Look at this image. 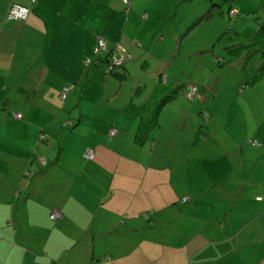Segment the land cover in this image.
<instances>
[{
  "label": "crops",
  "instance_id": "1",
  "mask_svg": "<svg viewBox=\"0 0 264 264\" xmlns=\"http://www.w3.org/2000/svg\"><path fill=\"white\" fill-rule=\"evenodd\" d=\"M180 1L0 0V264H264V174L252 193L216 187L212 206L201 197L211 186L185 188L190 179H173L162 162L180 147L204 159L243 155L246 138L220 134L208 145L210 131L179 128L180 113L164 111L180 92L159 105L163 94L150 113L142 87L123 94L128 67L106 75L94 55L103 39L128 60L132 26L170 17ZM11 3L27 7V18L5 20ZM250 86L264 94V74ZM158 105L139 142L140 122ZM252 137L264 162V133ZM196 155L182 158L191 164Z\"/></svg>",
  "mask_w": 264,
  "mask_h": 264
},
{
  "label": "rangeland",
  "instance_id": "2",
  "mask_svg": "<svg viewBox=\"0 0 264 264\" xmlns=\"http://www.w3.org/2000/svg\"><path fill=\"white\" fill-rule=\"evenodd\" d=\"M230 9L236 13L230 15ZM170 14L157 23L132 26L134 50L131 59L124 61L129 74L123 79V94L129 87H142L137 97L146 100L151 113L163 94L179 86L180 95L174 107L164 108L172 114L180 113L179 128L185 123V130L193 127L196 131L201 127L210 131L208 145L214 146L220 134H226L238 142L246 138L250 147H245L243 155L216 153L212 159L201 158L199 148L197 151L191 150L192 147H180L173 152L165 150L162 162L170 164L173 179H190L186 180L185 188L192 184L211 186L201 197L208 199L203 201L212 206L216 201L209 198H213L211 194L216 187L240 184L238 190L252 193V188L258 184L257 178L264 174V162L258 158V150L250 149L259 148L250 143V140L259 142L253 134L264 133V122L260 121L264 118V94L261 91L258 96L257 90L246 84L264 50V33L261 32L264 0H181L173 5ZM121 67L117 71H121ZM114 81L118 87L121 81ZM158 88L163 90L156 91ZM184 153L198 156L189 164L182 158ZM234 169L243 170L232 173ZM218 176L222 178L209 179ZM181 202L187 205L188 196L182 197ZM13 217L8 219L14 221ZM10 230H14L10 241L15 244V225Z\"/></svg>",
  "mask_w": 264,
  "mask_h": 264
},
{
  "label": "built area",
  "instance_id": "3",
  "mask_svg": "<svg viewBox=\"0 0 264 264\" xmlns=\"http://www.w3.org/2000/svg\"><path fill=\"white\" fill-rule=\"evenodd\" d=\"M31 2H35L36 0H30ZM127 5H129V2L126 1ZM236 11L234 9H230L229 14L234 15ZM29 14V9L25 6H21L16 3H11L8 7V10L6 12L5 20H16V19H26ZM94 55L99 56L100 58H103L105 63V73L106 74H113L118 67H121L124 64L125 59L122 57L112 54L107 50V47L105 45V41L103 39H99L96 43V46L94 48ZM91 62V59L85 60V65L89 64ZM73 88L72 84H69L67 86H64L60 91V99H65L66 95L70 92V90ZM192 95V93H190ZM14 116L16 118H20L19 113H14ZM44 138L42 134H39V141H41ZM253 145H256L257 143L255 141L252 142ZM84 157L86 159H94L95 153L92 148H86L84 153ZM259 199L264 200V196L259 197ZM59 217H61L60 213L58 212H52L50 214L51 220H56Z\"/></svg>",
  "mask_w": 264,
  "mask_h": 264
},
{
  "label": "trees",
  "instance_id": "4",
  "mask_svg": "<svg viewBox=\"0 0 264 264\" xmlns=\"http://www.w3.org/2000/svg\"><path fill=\"white\" fill-rule=\"evenodd\" d=\"M264 30V29H263ZM261 31L262 33H264V31ZM113 74H116V72H114ZM262 74H264V50L261 51V61L258 64L255 73L247 80V84L246 85H251L257 78H259ZM177 92H180V87H176L173 88L170 93L167 95L165 94L162 99V101L160 102L159 105H162L164 102H166V97L167 96H174L177 94ZM159 105L156 107V109L154 108L152 115L146 119L140 122L139 125V130L137 132V139L139 140V142H143V140L145 138L148 137L150 130L156 125L157 122V110L159 108ZM254 140H250V143L252 144ZM256 142V141H255ZM257 143V142H256ZM253 145V144H252Z\"/></svg>",
  "mask_w": 264,
  "mask_h": 264
}]
</instances>
